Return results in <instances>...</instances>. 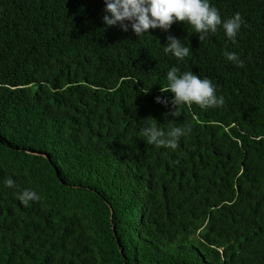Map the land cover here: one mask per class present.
<instances>
[{
    "label": "trees",
    "instance_id": "16d2710c",
    "mask_svg": "<svg viewBox=\"0 0 264 264\" xmlns=\"http://www.w3.org/2000/svg\"><path fill=\"white\" fill-rule=\"evenodd\" d=\"M209 2L240 13L235 43L106 28L104 0H0V264H264V0ZM172 67L224 104L165 116ZM152 125L190 131L172 150L146 143Z\"/></svg>",
    "mask_w": 264,
    "mask_h": 264
},
{
    "label": "clouds",
    "instance_id": "9594fccd",
    "mask_svg": "<svg viewBox=\"0 0 264 264\" xmlns=\"http://www.w3.org/2000/svg\"><path fill=\"white\" fill-rule=\"evenodd\" d=\"M105 15L102 17L107 27L119 26L122 31L127 32L129 28L139 37L148 33L150 29H161L169 32L174 23H185L190 25L201 42L205 41L209 34L217 32L222 27L227 38L236 42V37L244 24L240 13L222 20L219 10L212 6L209 0H104ZM167 43L163 45L165 54H172L178 60H183L190 54V48L184 46L181 40L173 35H167ZM227 60L235 63L238 67L243 66V61L235 52L224 53ZM179 68L172 67L166 74L167 87H161L162 93L171 92L172 99L157 96V103L165 107L171 105L172 111L165 116L179 117L182 106L198 105L201 109L222 106L223 96L216 95V89L207 77L201 79L193 72L182 74ZM190 128L172 127L167 132L158 129L155 125L145 127L141 130L148 145L164 147L175 150L179 139L186 135ZM4 184L16 187L14 180L9 177ZM19 201L28 206L29 202H40L41 196L32 189H22L18 194Z\"/></svg>",
    "mask_w": 264,
    "mask_h": 264
}]
</instances>
